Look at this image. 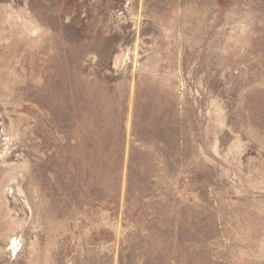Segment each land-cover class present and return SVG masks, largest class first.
<instances>
[{
	"label": "rangeland",
	"instance_id": "obj_1",
	"mask_svg": "<svg viewBox=\"0 0 264 264\" xmlns=\"http://www.w3.org/2000/svg\"><path fill=\"white\" fill-rule=\"evenodd\" d=\"M0 264H264V0H0Z\"/></svg>",
	"mask_w": 264,
	"mask_h": 264
}]
</instances>
